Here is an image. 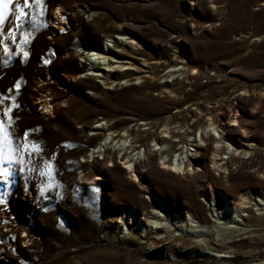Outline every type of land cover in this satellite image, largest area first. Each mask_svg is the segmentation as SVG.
<instances>
[{
  "label": "rangeland",
  "instance_id": "rangeland-1",
  "mask_svg": "<svg viewBox=\"0 0 264 264\" xmlns=\"http://www.w3.org/2000/svg\"><path fill=\"white\" fill-rule=\"evenodd\" d=\"M30 4L20 20L10 5L0 24V96L13 97L0 109L16 105L5 122L14 143L0 144V169L13 159L9 182L0 181V264H264V0ZM58 10L65 16L59 24L51 18ZM89 33L105 50L139 49L144 56H133L139 79L127 70L120 76L126 84L109 75L107 83L79 79L98 50L86 40ZM119 33L133 39V48ZM39 88L47 96L39 97ZM99 122L102 128L90 129ZM108 132L113 160H87L86 151ZM200 134L210 140L190 169L160 163L167 148L186 160ZM222 136L241 151L223 158L218 169L212 154ZM160 138L167 140L158 150ZM22 141L41 154L26 156L21 149L12 156ZM137 150L143 154L133 176L119 157ZM245 191L254 198L240 223L222 206ZM153 202L174 224L178 238L169 250L153 249L137 223L128 229L117 220L124 213L135 220ZM177 210H187L184 218L198 212L195 231L176 227ZM253 228L263 230L243 233Z\"/></svg>",
  "mask_w": 264,
  "mask_h": 264
},
{
  "label": "bare ground",
  "instance_id": "bare-ground-1",
  "mask_svg": "<svg viewBox=\"0 0 264 264\" xmlns=\"http://www.w3.org/2000/svg\"><path fill=\"white\" fill-rule=\"evenodd\" d=\"M51 18H54V22L55 23H61L62 19H65V16L63 14V12L61 10L56 11L54 14L52 13ZM120 37V41L123 43H128L130 48H133V39H126L127 37H125L124 34H118ZM86 40H88V42L93 43V49H98L95 50L96 52H92L91 57H89V61H90V68L88 71L86 72H81L79 75V79L82 78V81H88L90 80V78L92 77H101L104 79L103 83H107V75H109L111 78H113L114 80L119 79L118 83L119 84H126L128 79L125 78H121V74L124 70H127L129 75H135L137 79H139V72L141 71V68L139 66H137V64H135V59H134V55H143V53L139 50H126V51H122L116 47L113 48H109L106 47L102 48L101 46H99V44L95 43V39L93 38L92 34H88L86 36ZM109 45V44H108ZM107 46V45H106ZM92 51V50H91ZM80 57H83L82 52L79 53V51H76V53H74ZM74 54L72 53L70 55V58L74 57ZM144 56V55H143ZM147 58V57H146ZM143 61H145L146 59L142 58ZM74 78L75 76H71L70 79H68V81L73 84L72 82H74ZM68 82V83H69ZM84 84V83H82ZM117 84V83H116ZM111 87L110 85L108 86V88ZM39 92L41 93V95H39V97H45L47 96V94L44 95V91L39 88ZM43 94V95H42ZM42 102L46 103L45 106H47V103L45 98L41 100ZM210 119V118H209ZM236 120V119H234ZM232 124V123H229ZM102 123L99 122L95 125H93L90 129H100L102 128ZM212 128V123L209 122L205 128L204 131L205 132H209V130ZM222 128L227 131L230 130V128L228 126H222ZM220 129L222 132L224 131L223 129ZM96 132V131H95ZM92 132V133H95ZM124 132L121 133V136H123ZM165 136V135H163ZM242 136H245L244 134H242ZM188 138H191V135L187 136ZM133 138V137H132ZM131 138V139H132ZM123 138L119 137L117 138V142L120 140H122ZM113 140V137L111 136V134L108 133H104V135L102 136V138L97 141L96 143L92 144L90 146V148L86 151L85 157L87 158V160H91L94 161L96 158V162L99 163L100 165H103L104 161H112L113 157L111 155V153L106 150L107 143H110ZM167 138H160L158 141L155 140V149L158 148L159 150V146L157 147V145L163 141H166ZM210 140V138H203L200 134V137L197 139L196 141V137L194 136V138H191L190 141H196V142H192L190 143V145H193V153H190L189 157L186 158V160L184 158H182L180 156L181 151H176L178 153V155H175L173 157V155L171 154L170 149H162L161 153H160V163L164 166L167 167L169 170L172 171H178V172H183L185 171V168L190 165L191 159H196V157L198 156V154L203 153L206 148H207V143ZM126 140L123 139V142H125ZM116 142V141H115ZM122 142V143H123ZM125 144V143H124ZM254 143H246L245 145L250 146L253 145ZM132 146L131 144H127L126 146ZM186 145V144H185ZM250 148V147H249ZM135 149L134 147L132 148V150ZM240 149H238L237 147H232L230 144V141L225 138V137H221L220 141L217 143V146L214 148V152L212 154V159H213V163L214 166L216 168L219 169V163L221 162V160L224 158H231L235 155H237L238 153H240ZM144 152V154H143ZM143 152L141 153L140 150H137L136 152L132 153V154H127L126 155V151H124L122 153V155L119 157V161L122 163V165H124V167L126 168V170L128 172L133 173V176H136V174L134 173L135 171V164H136V159L138 158V154L141 153L144 156H146V159H149V152L150 150H148L147 152H145V150L143 149ZM232 152V153H231ZM247 151H243V154H246ZM170 153V154H169ZM174 153V151H173ZM231 153L229 156L227 154ZM225 154V156L223 155ZM187 156V155H186ZM190 158V159H189ZM187 162V163H185ZM223 163V161L221 162ZM225 163V162H224ZM187 167V168H188ZM190 169V168H188ZM186 169V171L188 170ZM192 169V168H191ZM211 196L213 195V193H210ZM209 198V197H208ZM254 198V195L252 194L251 191H245L243 193H241L238 197H233V198H227L225 203L223 204L222 208L224 210V212H228L230 214H232V218L236 221V222H243V218H241V216L244 215V211H249V203L250 200ZM156 202H153V205H150V209L145 210L144 212H142L141 214H138V216L136 217L135 220H133V218L131 217L132 214L129 213H124V215H121L117 220L119 222V224L122 226H125L126 228L129 229V225L130 224H136L137 223V227H138V233H143L145 234V236H149V238L151 239V244H152V248L156 249L158 246H161L163 248H166L169 250V246L171 245V242L175 239H177L178 237L175 236L174 233H172L171 231V227H173V222H171L172 220H168L169 215L165 214V213H160L159 211L156 210L157 205L155 206ZM187 212V210L184 211H180L177 210L175 213V218L177 219V222L179 223L176 227H180L182 228L184 227H188L190 228L192 231H195L194 229V224H192V218L193 217H197L198 212L197 211H193V215L191 213H188L186 215V217L184 218L183 213ZM237 215V218H234V216ZM204 218V217H203ZM263 230V228H253V229H246L243 233L247 234L246 236H250L253 232L256 231H260ZM177 242V241H176ZM201 242H199L198 239L195 240V245L200 244ZM251 243H256V242H251ZM202 244V243H201ZM200 244V245H201ZM207 245V243L205 244ZM216 248V247H215ZM215 255L216 256H223V251H220L218 249H215ZM225 255V254H224Z\"/></svg>",
  "mask_w": 264,
  "mask_h": 264
},
{
  "label": "snow or ice",
  "instance_id": "snow-or-ice-1",
  "mask_svg": "<svg viewBox=\"0 0 264 264\" xmlns=\"http://www.w3.org/2000/svg\"><path fill=\"white\" fill-rule=\"evenodd\" d=\"M36 2H38V0H36ZM12 4H15L16 20L23 19L26 15L25 9L31 7L30 0H23L22 3L18 2V0H0V24H3L6 17L10 14L11 9L9 6ZM9 35L11 37L12 34L10 33ZM16 87L18 88L19 85L17 84ZM12 99L13 97L11 96H7V97L0 96V105H4L6 100L11 101ZM15 106H16L15 104L9 103L7 104V106H4L2 107V109H0V112H2V115H0V144L6 143L9 146H11L14 143L13 139L11 138V133L8 131L10 126L6 125L5 122L6 120L12 119V113ZM27 136H28V132L25 131L24 137L26 138ZM21 149H23V155L26 156H31V155L39 156L41 154L39 148L35 149L33 152H29L28 146L24 144L22 141L20 147L16 148L13 151L12 156H15L16 152L21 151ZM7 162L9 164V169H0V181H3L5 183L9 182V177L11 175L10 167L11 164L13 163V159L11 156L8 158ZM23 170L24 169L22 168L21 171ZM44 174L45 173L42 171L41 175L43 176ZM93 191H95V189H93ZM3 203L4 200L2 197H0V204Z\"/></svg>",
  "mask_w": 264,
  "mask_h": 264
}]
</instances>
